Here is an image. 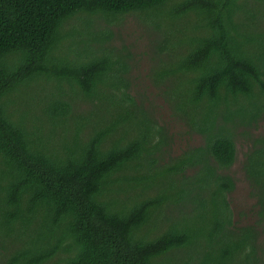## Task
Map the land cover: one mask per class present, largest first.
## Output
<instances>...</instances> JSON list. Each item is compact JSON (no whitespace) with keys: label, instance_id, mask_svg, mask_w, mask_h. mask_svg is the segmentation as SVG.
<instances>
[{"label":"trees","instance_id":"16d2710c","mask_svg":"<svg viewBox=\"0 0 264 264\" xmlns=\"http://www.w3.org/2000/svg\"><path fill=\"white\" fill-rule=\"evenodd\" d=\"M130 12L167 16L148 76L200 144L174 152L130 91L102 28ZM262 121L264 0H0V264H254L264 134L243 164L256 225H235L225 170Z\"/></svg>","mask_w":264,"mask_h":264},{"label":"rangeland","instance_id":"374dc122","mask_svg":"<svg viewBox=\"0 0 264 264\" xmlns=\"http://www.w3.org/2000/svg\"><path fill=\"white\" fill-rule=\"evenodd\" d=\"M155 21L164 25L169 24L167 16L154 17L152 20L145 19L137 12H130L117 23H103L102 28L105 27L113 34L110 44L116 48L117 52L127 56L126 59L131 65L129 76L133 82L130 91L139 102H143L151 108L162 123L169 126L174 133L173 150L179 152L189 143L200 144L203 141V136L185 134L184 124L172 117V111L163 100L159 85L148 76L151 69L164 56V53H160L156 48V42L161 39L162 35ZM246 133L244 134L242 131L237 133V158L235 163L225 170L236 181V187L229 194V200L237 227L256 225L259 220V199L252 194L254 188L251 180L246 177L243 164L245 153L252 142V133L255 135L264 134V121L260 122L253 131ZM258 230L260 236L253 263L264 264V228L260 225Z\"/></svg>","mask_w":264,"mask_h":264}]
</instances>
